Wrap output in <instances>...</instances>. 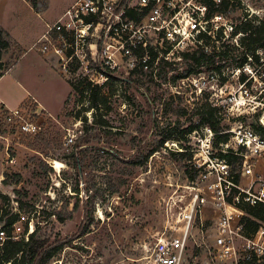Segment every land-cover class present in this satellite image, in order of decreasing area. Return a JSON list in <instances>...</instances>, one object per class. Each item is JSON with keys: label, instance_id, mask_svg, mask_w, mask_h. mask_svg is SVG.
Segmentation results:
<instances>
[{"label": "rangeland", "instance_id": "rangeland-1", "mask_svg": "<svg viewBox=\"0 0 264 264\" xmlns=\"http://www.w3.org/2000/svg\"><path fill=\"white\" fill-rule=\"evenodd\" d=\"M75 1L40 0L37 9L31 0H0V40L9 44L0 51V75L18 60L0 83V95L16 106L25 97L19 82L45 108L34 99L17 108L39 127L37 135L12 129L0 140V208L19 215V239L36 232L46 245L66 243L47 264H151L156 243L181 226L180 213L204 187L195 167L208 136L203 119L218 123L223 134L241 125L264 127V52L252 54L253 46L231 29L247 13L264 21V0H231L233 7L221 14L224 26H218L207 48L185 52L203 49L210 61L195 65L182 54L152 72L111 70L121 81L100 91L106 99L97 120L104 126L96 125L90 91L85 97L69 95V78L84 81L85 72L70 76L57 58L47 62L51 56L42 54L44 59L37 51L49 26ZM191 127L197 133L178 142ZM181 148L186 156H175ZM7 151L16 158L14 165L7 163ZM254 173V181L264 179V162ZM251 182L241 176L240 186ZM200 210L184 264L211 261L217 214L209 207Z\"/></svg>", "mask_w": 264, "mask_h": 264}, {"label": "built area", "instance_id": "built-area-1", "mask_svg": "<svg viewBox=\"0 0 264 264\" xmlns=\"http://www.w3.org/2000/svg\"><path fill=\"white\" fill-rule=\"evenodd\" d=\"M211 1L219 6L224 0ZM223 21L221 14L211 15L201 0H76L49 26L42 46L37 48L35 43L33 49L57 58L58 65L70 76L83 70L92 83L104 85L110 78L108 71L124 67L134 74L152 72L179 60L193 46L207 48L208 39L218 26H224ZM73 66L79 67L76 73ZM7 121L14 124L8 127ZM260 122L264 126V120ZM12 129L30 136L39 133V127L27 121L20 109L0 106V140L6 139L4 134ZM228 133V142L215 148L214 133L207 129L208 136L202 142L205 149L195 165L204 187L197 189L192 204L180 213L181 226L170 229L156 243L149 257L151 264H184L195 215L205 207L217 214L209 241L211 261L205 262L264 264V225L251 237L245 236L242 219L247 214L238 206L264 204V179L254 181L256 165L264 162V135L243 125ZM221 154L237 156L240 162L234 167L220 158ZM15 162L7 151V163ZM236 175L240 183L241 176L251 178V184L246 188L236 185ZM234 188L237 194L232 193ZM21 234V227L15 224L12 237L0 230V239L19 240Z\"/></svg>", "mask_w": 264, "mask_h": 264}, {"label": "trees", "instance_id": "trees-1", "mask_svg": "<svg viewBox=\"0 0 264 264\" xmlns=\"http://www.w3.org/2000/svg\"><path fill=\"white\" fill-rule=\"evenodd\" d=\"M40 0H31V4L35 8H39L41 2ZM203 3L207 4L209 7L210 14H224L230 11V8L233 7L231 4V0H224L219 6H216L211 0H201ZM234 36L239 34L242 35L241 41L249 42L253 49L251 50L252 54L262 50L264 52V21L257 20L256 17L250 16L248 13L245 14L241 23L236 26L232 27ZM210 39V38H209ZM9 48V44L5 40H0V51ZM1 55V54H0ZM183 57L185 60L192 62V64L199 65L203 61H210L211 56L206 54L203 50L195 51L194 53H184ZM78 66L72 67V72L76 73L78 70ZM190 72V71H189ZM189 72L186 73L189 74ZM112 72L108 71L107 74L110 76L109 81L104 85H96L92 83L87 76H84L81 82L75 80V78L68 81L70 84L73 93L80 94L81 96L85 97V93L89 94V103L91 108L95 112L96 120L98 119V114L101 112V108L103 100L106 99L105 96L100 95V91L103 87L109 86L113 81L119 80V78L114 77ZM88 81V83L86 82ZM87 83V84H86ZM86 85V86H84ZM210 111L208 114L211 118H213V111L214 109L208 110ZM204 122H208L209 128L214 133V141L213 145L215 148H218L220 144L227 143L230 134L224 133L223 130L218 128V123H210L208 119H203ZM103 125V123L96 121V125ZM206 124V123H204ZM196 127H191L187 130H184L182 139H179L178 142L181 140H186L188 135L192 134L193 132L197 131ZM256 132L259 134L264 135V127L258 126L256 127ZM187 141V140H186ZM186 150V148H185ZM177 154V155H176ZM186 152H175V156H186ZM220 158L226 160L230 165L237 166L240 162V158L231 154L227 155H219ZM195 177L191 176V180H194ZM234 183L239 185L240 177L236 175L234 178ZM239 191L237 189H233L232 193L237 194ZM9 202V201H8ZM11 205V203H10ZM9 203L6 206H10ZM242 210L246 212V214L252 216L254 219L247 218L245 216L242 219V223L244 224V234L247 237H251L256 233V231L260 228L261 224H264V204H258L256 206H251L249 204H239L238 205ZM4 209V208H3ZM0 208V223L3 224L2 230L5 231L8 237H12L13 234V225H15L19 220V215L16 213H12V211H4ZM6 212V213H5ZM9 216L7 221L4 222V217ZM27 233V231H26ZM36 232H33L29 235L28 240L22 239L13 240V239H6L2 243H0V264H47L56 254H58L65 246V242H58L53 245H46L43 241L36 239ZM86 234V233H84Z\"/></svg>", "mask_w": 264, "mask_h": 264}, {"label": "crops", "instance_id": "crops-1", "mask_svg": "<svg viewBox=\"0 0 264 264\" xmlns=\"http://www.w3.org/2000/svg\"><path fill=\"white\" fill-rule=\"evenodd\" d=\"M60 19V18H59ZM55 23V22H54ZM53 23V24H54ZM41 54V53H40ZM22 55V54H21ZM21 55L19 56V58L21 57ZM41 57L42 58H44V59H46L45 57L46 56H43L42 54H41ZM18 58V59H19ZM49 59H46V61L47 62H54V59H53V57H48ZM17 61L18 60H16V62H15V64H13L7 71H6V73L5 74H1L0 75V83L4 80V78H5V76L7 77V76H9L10 75V73H11V70L13 69V67L17 64ZM17 84H19L20 86H21V89H22V91H24V93H25V97L16 105V106H14V107H11V106H8V104H7V101H6V98L4 97H2L1 95H0V106H4V107H6V108H8V109H17L18 107H20V106H22L23 104H25L27 101H29V100H31V99H34V100H36V102L38 103V105H39V108L43 111V109H45V108H43V107H41L40 105V103L38 102V100L31 94V92L27 89V88H25L24 86H23V84H20L19 82H17ZM70 85V84H69ZM72 89V88H71ZM71 94H73V90L71 91V93L69 94L70 96H71Z\"/></svg>", "mask_w": 264, "mask_h": 264}, {"label": "water", "instance_id": "water-1", "mask_svg": "<svg viewBox=\"0 0 264 264\" xmlns=\"http://www.w3.org/2000/svg\"><path fill=\"white\" fill-rule=\"evenodd\" d=\"M204 264H208L207 262H205Z\"/></svg>", "mask_w": 264, "mask_h": 264}]
</instances>
